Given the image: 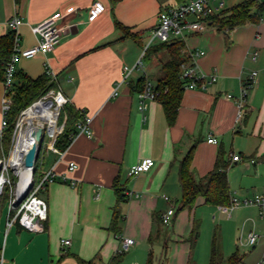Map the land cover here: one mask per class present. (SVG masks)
<instances>
[{
    "label": "crops",
    "instance_id": "0c3cea01",
    "mask_svg": "<svg viewBox=\"0 0 264 264\" xmlns=\"http://www.w3.org/2000/svg\"><path fill=\"white\" fill-rule=\"evenodd\" d=\"M188 1L0 0V38L10 31L8 20L20 18V50L37 44L35 25L74 8L60 20L61 42L53 51L18 58L14 82L19 81L18 75L37 79L49 66L57 73L56 88L70 98L77 110L84 109L94 116L91 138L80 134L60 154L49 151L47 158L43 157L45 164L40 173L53 168L57 175L45 189V230L32 232L18 223L9 226V213H1L2 264H54L63 257L61 239L71 240L67 254L77 264H117L112 262L115 257L124 259V254L117 252L121 236L136 239L133 249H129L136 253L140 244L162 235L164 224L157 217L170 206L163 195L180 194L181 199L179 161L192 145H196L191 165L196 177L207 175L223 150L230 162L231 153L242 156L228 172L232 197L264 191V20L235 27L228 33L210 22L200 32L187 33L182 41L184 51H206L197 61L199 69L215 72L217 81L206 89H184L173 125L168 123L158 100H149L144 111H140L138 100L139 81L147 78L156 84L162 76L166 51L153 54L148 67L143 64L140 69H132L120 85L119 95L112 96L116 84L126 75L124 66L133 68L141 60L160 11ZM243 1L249 0H233L230 5L227 0L226 9ZM95 3L104 9L92 17ZM254 52L256 59L252 58ZM253 70L259 71V76L249 90L245 115L237 122V101L226 94L237 98ZM4 91L0 78V128ZM210 135L218 139L217 144L208 142ZM148 157L155 160V165L134 178L128 177V169ZM71 163L77 167L69 169ZM240 163L234 171L233 164ZM238 174L239 184L235 179ZM117 188L131 194L120 205L119 231L114 232L110 226ZM177 201L178 198L172 201L175 206ZM202 204H206L205 199L199 197L193 209L182 210L188 214L190 232L196 221L195 211ZM255 209L256 206H247L243 214ZM240 216L242 212L237 210L229 220L237 221ZM176 217L177 213L170 224L173 228L177 226ZM186 238H180L184 244L180 248L168 239L175 247L171 248L170 258L165 252V264H207L205 259L197 262ZM168 242L165 239L166 246Z\"/></svg>",
    "mask_w": 264,
    "mask_h": 264
},
{
    "label": "built area",
    "instance_id": "2783aa9c",
    "mask_svg": "<svg viewBox=\"0 0 264 264\" xmlns=\"http://www.w3.org/2000/svg\"><path fill=\"white\" fill-rule=\"evenodd\" d=\"M227 0H189L188 2L179 3L176 5L167 6L162 9L158 16V23L152 29L149 41L144 48V51L155 42H171V41H185L187 33L200 32L209 26L210 18L213 15L219 14L226 9ZM73 7L69 8L66 13H55L37 25L33 27V32L38 36V42L33 47L20 50L18 49V26L22 23V20L18 17L9 19L7 25L10 30L15 31V48L14 53L7 64L5 76H4V96L2 99V112L3 118L0 128V138L3 136L4 129L7 126V113L11 108L12 88L14 85V78L16 75V61L20 57L31 58L38 53H48L53 51L61 42L63 27L60 24V20L63 19L69 12L73 11ZM104 7L99 3H95L91 9V16H97L103 11ZM144 55V52H143ZM190 56L188 62H184L181 65L180 77L185 81V89L202 88L206 89L209 83L217 81V75L215 72L205 73L199 69L198 59L206 55L204 50H195L188 53ZM257 52L252 55L253 59H256ZM142 60L133 67L127 65L124 66L126 73L125 77L116 84V87L112 93V96L119 95L120 85L126 81L129 73L134 68H142ZM45 74L51 79V81H57V73L49 66L46 67ZM259 76V71L253 70L245 82L242 83L240 95L236 98L233 94L228 93L226 97L228 99L236 100L238 105L237 122L241 121L245 115V106L249 90L255 84ZM158 92L155 88V84L149 79H145L142 87L138 90L139 109L144 111L147 108L149 100H156ZM70 102L61 89L52 88L44 96L34 101L30 106L24 109L16 123L13 143L17 140L20 132L23 128V121L28 111L33 110L34 114L31 120H27V125L32 129H41L43 131V140H45V133L48 132L50 140L46 143L47 151L60 154L62 151L56 146L57 138L64 132L67 116L60 121L61 113L64 105ZM83 118L76 122L75 130L70 135V140L73 141L80 134H85L91 138L94 135L92 129V122L94 116L87 114L83 109L81 110ZM40 141H38L39 143ZM208 142L217 144L218 139L213 135L208 137ZM231 163L239 162L242 160V156L239 154L231 153ZM251 162H255L254 159ZM155 165L153 158H145L142 161L132 165L128 169V177L134 178L142 173L149 171ZM75 163H71L69 169L76 168ZM57 175L53 168L45 170L40 175V181L38 186L35 185V178L33 177L31 183L25 188L24 193L19 195L20 183L14 186L15 190H12V201L22 200V204L14 216L10 215L8 225L11 226L14 223H18L21 227L32 232H42L45 230V222L48 219V203L39 196V192L42 189H46L50 183L55 182ZM10 183L11 181L8 180ZM127 195L131 192L127 191ZM163 198L170 203V206L166 211L161 214L162 223L164 225H170L176 214L175 204L171 201L170 197L163 195ZM239 206H256L259 209V214L264 219V192L256 193L252 197H246L240 199L238 197H232L229 205H220V210L226 214H230L232 210ZM258 240V236L251 232L248 234V244L255 246ZM121 246L118 249V255L124 254L132 246L136 244V239L127 236L120 237ZM61 249L67 251L71 245L70 239H61ZM2 264V259H1ZM263 264V263H261Z\"/></svg>",
    "mask_w": 264,
    "mask_h": 264
},
{
    "label": "trees",
    "instance_id": "16d2710c",
    "mask_svg": "<svg viewBox=\"0 0 264 264\" xmlns=\"http://www.w3.org/2000/svg\"><path fill=\"white\" fill-rule=\"evenodd\" d=\"M114 3L119 0H112ZM264 20V1L249 0L240 2L231 8L225 9L219 14L213 15L210 22L219 30L228 33L235 27L245 25L250 22H259ZM15 31L10 30L0 38V78L4 80L5 71L15 48ZM127 35H130L127 33ZM126 35V36H127ZM166 51L169 58L163 63V74L158 78L155 88L158 92L157 99L163 106L167 121L173 125L176 121L178 110L182 101L185 81L180 77L181 65L188 62L190 56L184 51L182 41L160 42L144 51V55L150 58L153 54ZM17 76V74L15 75ZM19 76V81L14 82L12 88V105L7 113V126L4 129L3 136L0 138V148L9 151L13 143V135L17 120L21 112L30 106L34 101L44 96L50 89L56 88V81L44 73L43 76L33 79L28 76ZM145 79L138 83V90L141 89ZM67 116L65 129L56 141V146L60 151H64L70 144V135L75 130L77 121L83 118L81 110H77L71 102L64 105L60 121ZM196 145H192L185 156L179 161L178 175L181 185V199L179 210L193 209L199 197H204L205 203L209 205H229L232 198L228 172L232 165L230 160L226 159L223 150H220L214 165V168L204 177L198 178L192 171L191 165ZM44 158L38 157L35 163V175L44 167ZM11 181V180H10ZM9 186V185H7ZM12 189V182H10ZM10 188L7 187V190ZM117 204L114 207L113 220L110 229L114 232L119 231L118 218H121L120 205L127 200V194L124 188H117ZM12 198V190L10 193ZM22 203L16 204L10 210V215L14 216ZM157 220L162 223L161 215ZM199 223L193 221L190 235L186 240L194 250L199 238ZM152 240V238H151ZM2 245L0 243V264H1ZM121 257H115L112 262L118 263ZM244 257L237 251L224 257L220 252V246L216 236L213 239L211 256L209 264H243ZM153 264V256L150 252L148 263Z\"/></svg>",
    "mask_w": 264,
    "mask_h": 264
},
{
    "label": "rangeland",
    "instance_id": "374dc122",
    "mask_svg": "<svg viewBox=\"0 0 264 264\" xmlns=\"http://www.w3.org/2000/svg\"><path fill=\"white\" fill-rule=\"evenodd\" d=\"M232 1L233 0H228V4L230 5ZM143 52L144 51L142 49L140 57L143 64L148 67L151 64L152 57L150 59H147V57L143 58ZM161 55H163V53ZM165 55L167 57V60L169 56L167 54ZM25 125H27V121H25ZM48 140H50V138L48 136V132H46L45 140L42 144V149L40 153V157H44L45 159L47 158L48 152L46 149V143L48 142ZM14 146L15 142L12 143L11 149L7 152L5 150L3 151L0 148V175L5 174L6 176V182L4 183L0 191V215L4 210H6V213H9V211L14 208L16 204L22 202V200H20L19 202L12 201V198L10 197L11 190H15L14 186L17 184V181L19 179L18 172L13 169L14 161L12 162V159L15 158L17 155L11 156ZM6 162H8V167H6ZM233 165V169L234 171H236L237 168H239V166L241 165V163ZM40 175V171H37L35 175L36 186H38L39 184ZM235 179L236 183L239 184L240 175H236ZM8 180H11L12 182V189ZM7 187H9L10 189L7 190ZM254 194L249 196L245 195L243 197L234 194L236 195L234 197L243 199L246 197H252L254 196ZM44 195L45 190L42 189L39 192V196L45 198ZM167 196L170 197L171 201L176 200V198H178V201L175 206L177 213V226H174L173 228L172 225H161V237L152 238L151 242L147 241L146 243L140 244V246L138 244L139 247L136 246V248L138 247L136 253H133L129 250L124 252V259L119 261L120 264H147L150 252L153 256V264H165V254L167 253V258H170L172 253L171 248L174 250L175 247L173 244H170V242L174 240V243L177 244L176 246H178V248L184 245L182 244V242H180V238L182 236L188 237L190 235V229L188 228V214L187 212L186 214H184L182 210H179L180 194ZM246 207L247 206H239L236 209L232 210L230 214H226L220 210L219 206L209 204H202L198 206L195 211V218L196 222H198L200 225L199 238L194 248V258L197 260V262H199L200 258V260H207L208 264L209 258L211 256L210 253L212 249L213 239L216 236L222 255L228 257L230 254H232V252L237 251L241 256L244 257L243 264H264V219H262V217L260 216L259 209L257 207L254 211L252 210L250 214H243V210H245ZM237 210L242 212V216H240L237 221L229 220L231 214H233ZM166 231L169 232V234L167 233V238L165 237V235H167ZM251 232L255 233L258 236V240L255 246H250L248 244V234ZM165 239H167V242L168 239H170V242H168V246L165 245ZM67 251L65 252L61 250V255L63 257L60 258L61 260H55L54 264H77L74 260H71V258H69Z\"/></svg>",
    "mask_w": 264,
    "mask_h": 264
},
{
    "label": "bare ground",
    "instance_id": "6f19581e",
    "mask_svg": "<svg viewBox=\"0 0 264 264\" xmlns=\"http://www.w3.org/2000/svg\"><path fill=\"white\" fill-rule=\"evenodd\" d=\"M34 111L30 110L26 113L24 121H23V128L22 131L20 132L19 136L17 137V140L15 141V146L13 148V151L11 153L12 155H17L15 158L12 159L13 163V169L16 172H21V170H23L24 168V157H25V153L26 151L37 141L35 138V133L36 130L32 129L31 126H27L26 129L24 127L25 121H30L31 117L33 116ZM7 165L6 167H8V162H6ZM0 167H1V163H0ZM6 182V176L5 174H1L0 175V191L4 185V183ZM26 188V180L23 178L21 183H20V188H19V195L21 196L24 193V190Z\"/></svg>",
    "mask_w": 264,
    "mask_h": 264
},
{
    "label": "water",
    "instance_id": "95a60500",
    "mask_svg": "<svg viewBox=\"0 0 264 264\" xmlns=\"http://www.w3.org/2000/svg\"><path fill=\"white\" fill-rule=\"evenodd\" d=\"M34 136L37 141L26 151L24 157V168L18 173V183H21L24 178L26 180V187L29 186L35 174V163L42 149L43 131L41 129H37ZM38 141L40 142L38 143ZM17 201L19 202L20 200L18 199Z\"/></svg>",
    "mask_w": 264,
    "mask_h": 264
}]
</instances>
